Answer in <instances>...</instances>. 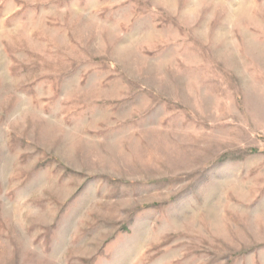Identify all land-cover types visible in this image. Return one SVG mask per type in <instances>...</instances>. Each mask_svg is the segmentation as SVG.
I'll list each match as a JSON object with an SVG mask.
<instances>
[{"label": "rangeland", "instance_id": "1", "mask_svg": "<svg viewBox=\"0 0 264 264\" xmlns=\"http://www.w3.org/2000/svg\"><path fill=\"white\" fill-rule=\"evenodd\" d=\"M0 264H264V0H0Z\"/></svg>", "mask_w": 264, "mask_h": 264}]
</instances>
